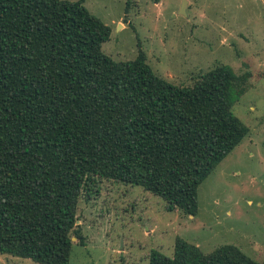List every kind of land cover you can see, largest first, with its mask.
Instances as JSON below:
<instances>
[{"label":"trees","instance_id":"obj_1","mask_svg":"<svg viewBox=\"0 0 264 264\" xmlns=\"http://www.w3.org/2000/svg\"><path fill=\"white\" fill-rule=\"evenodd\" d=\"M109 34L84 0H0V253L69 264L73 243L85 244L78 203L100 179L195 215L199 184L248 133L232 111L244 79L230 65L175 84L142 50L104 53ZM149 264L264 257L233 244L204 253L178 237L171 256L152 250Z\"/></svg>","mask_w":264,"mask_h":264},{"label":"rangeland","instance_id":"obj_2","mask_svg":"<svg viewBox=\"0 0 264 264\" xmlns=\"http://www.w3.org/2000/svg\"><path fill=\"white\" fill-rule=\"evenodd\" d=\"M84 0L110 27L102 51L114 60L139 50L160 77L180 85L219 64L241 76L233 113L246 136L199 184L195 215L167 211L141 186L97 180L77 207L84 245L69 264H149L152 250L171 256L180 237L208 253L233 244L257 262L264 257V0ZM75 240V238H73ZM0 264H39L0 253Z\"/></svg>","mask_w":264,"mask_h":264},{"label":"water","instance_id":"obj_3","mask_svg":"<svg viewBox=\"0 0 264 264\" xmlns=\"http://www.w3.org/2000/svg\"><path fill=\"white\" fill-rule=\"evenodd\" d=\"M179 13L185 14V0L182 1V4L179 9Z\"/></svg>","mask_w":264,"mask_h":264}]
</instances>
